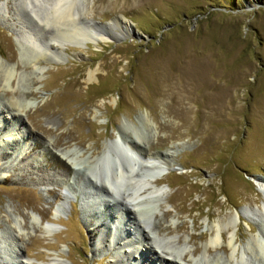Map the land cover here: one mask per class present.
Returning a JSON list of instances; mask_svg holds the SVG:
<instances>
[{
	"label": "rangeland",
	"instance_id": "rangeland-1",
	"mask_svg": "<svg viewBox=\"0 0 264 264\" xmlns=\"http://www.w3.org/2000/svg\"><path fill=\"white\" fill-rule=\"evenodd\" d=\"M52 1L0 0V264H226L235 245L236 264H264V0L72 3L63 27L115 22L97 43L61 36ZM123 130L169 170L141 159L103 198L87 161ZM111 155L99 178L131 168ZM136 187L152 192L138 213Z\"/></svg>",
	"mask_w": 264,
	"mask_h": 264
},
{
	"label": "bare ground",
	"instance_id": "bare-ground-1",
	"mask_svg": "<svg viewBox=\"0 0 264 264\" xmlns=\"http://www.w3.org/2000/svg\"><path fill=\"white\" fill-rule=\"evenodd\" d=\"M52 2H53L51 4L52 5V15L54 17V21L53 22L56 25L57 32L63 34L61 36L70 37V38H76L77 36H79L80 39L84 38L86 41H91V42L97 43L99 41L111 40L114 37H117L119 35V33L114 31V29L112 27L113 25H115V22L107 23V24H105V25H103L101 27H99L97 24H93V23L92 24H87L86 26L81 25L80 27H77L76 24H75V26L73 25V27L71 29L63 27L64 25H68L67 21L69 19L73 18V20H74V18L76 17V15L72 13L73 12L72 11V3H77V2L81 3V0H73V1L72 0H53ZM120 21L123 22V24L125 26V30L128 32L130 30V28H131L129 23L126 22V21L124 22L122 20H120ZM81 31L86 32V34L89 37L82 36L81 35L82 33H80ZM59 56H60V54H59ZM97 72H98L97 70L92 71L90 73V75H89V79L88 80L92 81V80L96 79L97 78ZM128 138H131V141H129ZM132 143H133V146H132ZM135 143H136V141L134 140V138H132V136L130 134H128L125 130H123V133L122 134L120 133L119 137H117L115 140H113L111 143L108 144L110 146L109 147L110 149H107L108 145L105 146V148L103 149L101 154H99L98 156H96L94 158L92 157L91 159H89L87 161L91 165V166H89V170H91V169L93 170L94 169V172L92 171V173H91L92 176H89V180L91 182L93 180L95 182H97L99 180L101 182L100 183L101 187L103 186V189H101V190H103L102 192L104 193V191L106 190V195L103 198H110V197L111 198H116V195H118L116 193L117 192V190H116L117 186H120L121 185L120 184L121 181L126 177V175H129L128 173H126V171L127 172L129 170L132 171L134 169V165L133 164H136V162H138L141 159L144 162H146L145 164L150 168V170L155 172V174H156L155 177L156 178H161L163 176V174H165L169 170L168 164H166L164 162H161V159L158 158L159 154L152 155V154H146V153L140 152L141 149L138 148L137 145H136L137 143L136 144ZM127 144L129 145V147H127L128 146ZM124 147L125 148L127 147V149H125ZM111 148H113L112 155H111V153L109 151V150H111ZM136 150L138 152H136ZM114 151H115V156H113L114 155ZM120 153L125 155V157L127 159V165L129 167H131V168L129 169V168L125 167L126 169H124L123 168L124 166L122 164L120 165L118 163V165L111 172V175H109L110 173H105V175H104L105 178H103V177L99 178L97 176V174H96V171H97V168H99L103 158L105 156L111 155L112 156L111 159L115 161V159L118 158ZM139 155H141V156H139ZM82 163H84V162H82ZM130 174H132V173H130ZM258 182L262 186V188L264 189V177L263 178H258ZM106 184L108 185V187H106L107 186ZM154 192H156L158 195H162L163 196L164 194H166V189H164L162 187L161 188H156V189L153 190V193ZM147 193H149V195L152 193L151 191L150 192L148 191L147 187H142V188H137L136 187L135 192H131L130 194H128V197H130V199L132 200L131 204L134 207L133 209L130 208L131 212L138 213V211H139V209L141 207V204L143 203V199L145 197V194H147ZM156 193H154V194H156ZM124 199H127V198H124ZM127 200H129V199H127ZM111 201L112 200H108V201L106 200V202L108 204ZM97 203H98V198L97 197H95V198L93 197L92 198V206H93L94 210L96 209V207L98 205ZM136 219H138V218H136ZM239 219H241V214L230 216L228 219H223V220L219 221V224H217V227H219L218 231H219V233H220L222 238H223V232L228 231V232L232 233L231 234L232 235V239L236 240ZM87 224H89L90 229H91L90 231H91V233L94 236L93 240L95 241V243H99L100 239L103 238V233L105 234V231H106V230L104 231V229L102 227L103 225H101V220L90 221ZM213 229L214 228L211 227V230H213ZM108 241H111L110 238H109ZM212 243L213 244L214 243H216V244L219 243L218 242V238L216 237V235L215 236L212 235V238L210 239L209 242H207L206 247H207V245H212ZM254 246H256L255 248H258L257 246H260V245H259L258 242H255ZM150 247L153 248V244L152 243L150 244ZM149 248L146 247V250H149ZM225 249L227 251V248H225ZM167 254H169V253H167ZM236 254H237V248H236V245H235V247L233 249V252L231 254V258H229V260H231V262L230 263L228 262L226 264H236L235 261L238 260ZM151 256H152V254H151ZM141 257H143V255ZM152 259H153V257L147 256L145 264H158L157 262H155ZM50 264H69V263H67L63 259L54 258L50 262Z\"/></svg>",
	"mask_w": 264,
	"mask_h": 264
},
{
	"label": "water",
	"instance_id": "water-1",
	"mask_svg": "<svg viewBox=\"0 0 264 264\" xmlns=\"http://www.w3.org/2000/svg\"><path fill=\"white\" fill-rule=\"evenodd\" d=\"M90 237H91V239H92V237H93V234H91V236H90Z\"/></svg>",
	"mask_w": 264,
	"mask_h": 264
}]
</instances>
